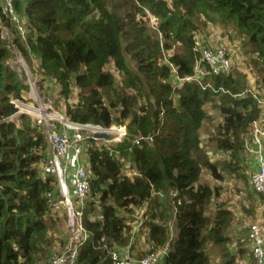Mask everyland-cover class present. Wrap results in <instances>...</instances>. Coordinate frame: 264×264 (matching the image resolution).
<instances>
[{
	"label": "trees",
	"instance_id": "obj_1",
	"mask_svg": "<svg viewBox=\"0 0 264 264\" xmlns=\"http://www.w3.org/2000/svg\"><path fill=\"white\" fill-rule=\"evenodd\" d=\"M14 7L24 40L0 11V27L11 39L0 37V264L42 262L51 254L54 226L65 222L48 196L56 193L55 178L41 176L50 156L43 129L24 114L17 123L11 120L16 108L10 101L23 102L27 86L6 63L10 43L24 61L38 62L43 81L57 83L66 120L127 129L118 143H84L90 191L82 223L89 239L78 250V264H111V253L129 240L126 215L171 192L175 236L160 262L209 264L205 241L211 239L220 250L218 261L234 264L225 236L233 214L219 201V185L205 182L202 171L217 182L223 175L202 152L199 131L208 119L206 106L217 107L222 119L212 141L236 157L241 135L257 118V104L238 96L230 71L208 74L194 42L200 26L232 32L264 91V0H15ZM164 51L172 52L167 62ZM197 64L204 73H195ZM106 66L119 74V86ZM126 163L131 175L123 173ZM149 210L143 223L150 239L162 245L164 229Z\"/></svg>",
	"mask_w": 264,
	"mask_h": 264
},
{
	"label": "rangeland",
	"instance_id": "obj_2",
	"mask_svg": "<svg viewBox=\"0 0 264 264\" xmlns=\"http://www.w3.org/2000/svg\"><path fill=\"white\" fill-rule=\"evenodd\" d=\"M148 25L151 28L155 26L152 17H150ZM197 38L204 45L211 46L212 48L223 46L226 49L230 61L229 71L239 84L237 86L240 92L238 96L252 97L257 104V118L253 121L248 130L241 135L240 149L237 151L236 157H232L225 151L218 150L212 141L216 134V126L222 119L217 107L206 106L208 119L204 122L203 128L199 131L201 140L200 148L202 152L216 165L218 171L223 175V180L217 182L211 178L207 170H203L202 179L209 185H219V201L224 202V206L233 214V227L231 231L225 233V236L229 239L226 245L232 249H236L234 244L239 240V242L242 243L241 245H247L245 248L248 249L249 227L258 223L264 230V222H261V220L264 219V201L258 199L259 194L253 191L250 184V174L258 166L259 154L257 151H260L261 156L264 157V91L260 86L259 78L249 67L248 56L244 53L242 43L232 32L223 31L217 25L208 24L206 26H200ZM10 50L11 57L6 63L16 73L19 80L27 86V92L24 94L22 104L30 106L33 109H37L39 104L41 106L50 105L58 114L62 115L63 102L58 96L60 88L57 83L53 79L48 78L44 79V81L41 79L38 71V62L34 59L30 62L25 61L23 67L18 65L15 62L16 54L12 47ZM170 54H172V52L164 51V60H167ZM198 67V73H204V68ZM105 69L114 74L115 84L119 86V74L114 72L112 66H106ZM75 92L74 89L72 94L74 97ZM12 118L17 123V118L15 116H12ZM121 126L125 127V125ZM85 134L89 135L90 132H86ZM100 144L101 143H99V145ZM47 153L50 155V149ZM226 162H229L230 165H226ZM82 164L85 166L87 165V156L85 154L84 157H82ZM129 166L130 165L127 163L124 165L123 173L132 174ZM172 195H174L173 192L167 194V197L154 195L155 199L152 202L136 209L130 215H126L131 227L135 228L134 233H128L129 240L126 245V247L130 246L134 258H141L150 253H159L162 255L167 250L169 241L175 236L174 213L171 212L172 209L170 205V198ZM212 206L211 204L206 210V215L209 218L212 216ZM249 208L252 209L251 212L245 211L249 210ZM148 209H150L149 212L155 216L154 221L164 229L166 241L162 245H156L155 241L150 239L148 229L143 223L145 220V215L143 214ZM98 217L99 211L97 210L93 218ZM146 217L149 218L148 216ZM209 226H211V224ZM159 236L161 238V234L155 237L158 238ZM68 240L69 231L65 222L60 220L52 230V242L50 244L51 254L52 252L63 250ZM217 248L219 247H217L213 240L206 239L205 250L209 258V264H223V258L218 261L219 254ZM135 251H138L139 255H134ZM49 256L50 254H48L42 262L37 264H44L47 262ZM235 262L234 264H254L250 253L245 255L243 261L236 260ZM159 264L162 263L160 262Z\"/></svg>",
	"mask_w": 264,
	"mask_h": 264
},
{
	"label": "built area",
	"instance_id": "obj_3",
	"mask_svg": "<svg viewBox=\"0 0 264 264\" xmlns=\"http://www.w3.org/2000/svg\"><path fill=\"white\" fill-rule=\"evenodd\" d=\"M14 1L0 0V11L13 23L24 40V26L22 19L16 13ZM0 30L2 39L11 40L10 32L6 27L1 26ZM11 47L16 54L15 62L23 67L25 61L22 55L16 50L13 43H10ZM194 51L200 54L199 61L208 67V74L219 75L229 72L230 61L223 46L212 48L196 40ZM165 61L167 62L166 59ZM198 66V64L195 66V73L199 72ZM173 71L176 73L174 69ZM191 79V77L186 78V80ZM10 103L16 108L13 116L17 118L22 114L27 115L37 127L44 131L51 155L42 166L41 176L42 179L50 176L55 178L56 193L48 194L51 208L65 218V225L69 231V240L65 248L58 252H52L44 264H78V250L89 239V234L82 223V214L90 191L88 171L82 164L84 143L87 139H93V134L98 132L110 136L108 141L105 140L106 142L118 143L127 135V129L124 126L116 125L102 128L90 124L71 123L50 105L41 106L38 103V108L33 109L18 100H11ZM11 120H13L12 117ZM56 124L59 127H56ZM86 132H90V134L86 135ZM135 144H139V141H135ZM257 153L259 154L258 166L250 174V183L257 194L264 195V157L261 156L260 151ZM248 239L254 264H264V233L260 224L255 223L249 227ZM164 254L165 252L162 255L150 253L141 258H134L130 246H128L124 252H112L110 260L111 264H159Z\"/></svg>",
	"mask_w": 264,
	"mask_h": 264
},
{
	"label": "crops",
	"instance_id": "obj_4",
	"mask_svg": "<svg viewBox=\"0 0 264 264\" xmlns=\"http://www.w3.org/2000/svg\"><path fill=\"white\" fill-rule=\"evenodd\" d=\"M50 149V148H49ZM50 155H51V150H50ZM83 157H84V153H83ZM166 195H162L160 194V197H165ZM167 197V196H166ZM261 222L263 223L264 222V219L261 220ZM264 231V230H263ZM131 233H134L135 232V228H132L131 227V230H130ZM234 244V243H233ZM234 246L236 247V249H232L231 247L229 248L231 250V252L233 253V261L234 263H236L235 261L238 260V261H243L244 260V257L245 255H247V253H250V243H248V249L245 251V247L247 246H243V245H238L237 246V243L235 242ZM126 246L124 247H119L118 248V252H124L126 250ZM218 249V248H217ZM239 249H241L239 251ZM141 250V249H140ZM218 252H220V250L218 249L217 250ZM132 255H133V251H132ZM134 255H139V252L138 251H135Z\"/></svg>",
	"mask_w": 264,
	"mask_h": 264
},
{
	"label": "water",
	"instance_id": "obj_5",
	"mask_svg": "<svg viewBox=\"0 0 264 264\" xmlns=\"http://www.w3.org/2000/svg\"><path fill=\"white\" fill-rule=\"evenodd\" d=\"M93 139H96V140H106L108 141L110 139V136L106 133H94L93 134Z\"/></svg>",
	"mask_w": 264,
	"mask_h": 264
}]
</instances>
